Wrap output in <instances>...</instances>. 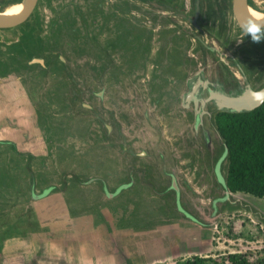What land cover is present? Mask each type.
Instances as JSON below:
<instances>
[{
  "label": "rangeland",
  "instance_id": "374dc122",
  "mask_svg": "<svg viewBox=\"0 0 264 264\" xmlns=\"http://www.w3.org/2000/svg\"><path fill=\"white\" fill-rule=\"evenodd\" d=\"M125 1L123 7L122 0H39L27 18V23H31L37 16L45 32L51 20L62 21L66 28L61 34L60 49L53 53L64 67L57 72L45 67L42 74H38L37 68L16 67L0 77V140H10L18 151L35 155L29 168L12 169L23 172V177L30 170L35 192L41 185L35 172H41L59 189H51L35 199L23 201L15 197L14 203L12 197L8 200L10 205L3 210L2 221H17L31 213L42 229H26L24 236L4 240L0 264H174L193 255L203 257L205 264H235L231 258L234 255L237 261L247 263L264 258V199L242 192L225 194L211 168L204 170V166H213L221 152L212 120L205 116L200 123L191 122L192 119L187 122L185 111L177 102L161 98L160 91L144 84V72L154 76L158 38L154 30H149L148 42L142 38L138 3ZM253 6L262 10L264 0H253ZM147 12L150 16L152 11ZM21 24L0 29L2 54L6 53V44L18 39L24 28L20 29ZM46 34L41 33L42 39H46ZM190 43L191 48L195 43ZM48 54L42 50L34 57L40 58L41 63H28L43 67ZM57 79V93L62 96L64 90L66 96L60 102L52 98ZM181 93L178 91L177 97ZM31 99L50 107L46 122L57 132L51 140L44 141L43 131L34 122L37 115L33 117ZM193 127L195 131L205 128L209 149L211 144L216 146L211 163V157H207V162L200 159L202 154L206 156L207 149ZM43 143L47 145L46 151ZM129 153L136 156L130 157ZM5 156L9 152L3 147L0 164L12 166L5 164ZM224 163L223 159L219 164L222 176ZM137 165L142 170L144 167L149 179L156 180L155 185L146 184L143 188L157 215L153 223L140 229L118 224L119 218L129 215L122 213L123 204L118 201L126 203L129 211L133 206L129 194L114 200L117 195H105L97 182L82 180L81 196L84 194L85 200L68 199L63 195L67 185L58 184L80 170L89 177L99 176L102 169L98 167L108 166L101 178L111 188L121 180L124 170ZM169 173L179 188L176 200L190 213V218L177 210L174 192L163 189L169 185ZM142 176L143 173H137V178ZM23 182L28 179L25 177ZM20 183L17 181L16 187L21 188ZM124 192L132 196L137 188L130 186ZM97 202L104 222L93 225L95 215L87 212L85 204L93 206ZM69 206L77 213L71 215Z\"/></svg>",
  "mask_w": 264,
  "mask_h": 264
},
{
  "label": "flooded vegetation",
  "instance_id": "af4514ba",
  "mask_svg": "<svg viewBox=\"0 0 264 264\" xmlns=\"http://www.w3.org/2000/svg\"><path fill=\"white\" fill-rule=\"evenodd\" d=\"M17 1L21 0H0V9L2 10L8 4ZM122 3L123 7H125L126 1L122 0ZM133 3H138L139 24L141 32L143 31L144 33L142 38L148 42V35L153 30L156 33L155 36L158 38L155 50L154 76H146L144 72V84L151 88L154 87L152 90L160 91L161 98L164 97L165 100H170L171 103L177 102L185 111L183 116L187 122H190V119H192L191 122L200 123L201 118L205 116L206 120H212L214 113L221 111L216 109L212 99H207L209 95L208 91L210 90L219 91L224 94H237L246 85L252 90H257L264 85V25L259 27L261 31L256 34V38L248 30L242 29L236 22L232 10V0H134ZM246 5L248 14L250 13V9L254 8L262 13L261 17L264 16V6L261 8L262 10L255 8L253 0H246ZM147 10L152 11L150 16H148ZM129 21L134 23L136 20ZM150 24L155 29L150 27ZM190 41L195 43L191 48L190 45L192 43ZM256 41H258L257 44L255 43ZM146 55L147 49H144L145 64L147 63ZM195 83H197V88L193 96L186 97L190 91V86ZM111 84L114 85V83ZM180 90L182 93L177 97V92ZM31 103L32 105L34 103L32 99ZM33 109L35 112L34 105ZM197 119H199V122L196 121ZM109 123L110 126L113 124L111 119ZM193 131L200 133V140L205 144V148L207 149L206 156L202 154L200 159L202 162H207V157H211V163L216 146L211 144L209 149L208 131L205 128L203 129V127H198V131H195L193 127ZM107 132L109 133V128ZM46 147L47 145L44 143L45 151ZM47 150L49 149L47 148ZM27 153L32 154L31 152ZM32 156L34 157L35 155L32 154ZM129 156L136 155L129 153ZM218 157L219 155L215 159L213 166H204V170L210 167L215 180L220 184L215 174V169H218L221 174V166H215ZM138 167V165L129 166V169H126L127 172L124 170L128 174V177L125 178L127 182L116 181L115 185L111 188L99 176H90L96 177V179L91 180V184H95L98 181L101 192L110 197L118 196L120 192H123L124 195V188H121L113 195L109 194L123 183L130 182V185L126 187L129 188L131 184H134L133 178L139 170L143 172L142 177H145L144 167H142L143 170ZM134 168L135 172L133 171ZM116 171L118 172V170ZM171 175L170 173L168 174L169 177ZM200 176L203 178L204 173ZM121 177L123 176L121 175ZM49 180V185L56 186V184L49 182ZM174 181V177L171 176L169 178V185L163 189H171L174 192V199L176 200L179 188ZM151 184L155 185L156 180L151 181ZM185 186L188 187L186 184ZM51 188L50 186H45L42 190L38 189L39 191L35 192L34 187L33 190L37 195L43 190H47L48 192ZM136 188L138 193L136 195L140 198L144 192V188L142 185H137ZM126 194H129L132 200L134 193L132 196L130 193ZM123 195L115 200H119ZM32 198H34L33 195ZM118 203L121 202L118 201ZM174 203L178 208L176 209L181 214L190 218V213L184 211L177 200ZM93 206L98 211L101 210L98 202ZM93 206H88V209H91Z\"/></svg>",
  "mask_w": 264,
  "mask_h": 264
},
{
  "label": "trees",
  "instance_id": "16d2710c",
  "mask_svg": "<svg viewBox=\"0 0 264 264\" xmlns=\"http://www.w3.org/2000/svg\"><path fill=\"white\" fill-rule=\"evenodd\" d=\"M46 2H49V0H46ZM61 22L62 21L56 19L51 20L48 23L46 30L47 34L41 24V20L38 19L37 16L31 23H27V20L22 23L20 29L24 28L22 30L19 29L20 33L18 39L5 45V54H2L3 49L0 50V76L16 70V67L27 69L37 68L40 72L38 74H42L45 71V67L53 72H57L58 69L62 71V67H64L63 62L53 53V50L58 51L60 49L61 34H63V30L66 28L62 27ZM43 32L46 34V39H42L41 33ZM69 33L74 36L73 33ZM42 50L49 52L48 56L44 58L45 64L43 67L38 63H28L32 58L37 57ZM109 73L111 72L109 71ZM54 83H56V85L55 90L52 91V98L56 102L63 101L66 98L65 91L63 90L62 96L56 91L59 87L58 84L60 80L57 79ZM36 101L40 102L39 100H34L35 113L37 115L36 125L43 131L44 141L51 140L53 135L57 132L51 128V126H48L46 122L47 119L50 118V107L49 105L44 107L45 103L42 104L41 102V104L38 105ZM40 115L42 116L39 117ZM212 124L214 125L221 143V152L224 151V147L226 149V155L224 157V178L228 191L231 193L242 192L256 198L264 199V100L260 105L248 111H217L212 116ZM101 130L104 131L105 127H102ZM3 147L7 148L9 152V156H5L3 161L6 162H4L6 165L11 164L12 166H3V164H0V250L2 249L4 240L10 237L24 236V230L38 231L42 229L37 225L35 217L31 213H29V215L24 214L25 217H18L17 221L11 220L7 222L4 219L2 221V218H4L2 216L5 215L3 210L6 206L10 205L7 202L11 197L14 203L15 197H19L17 200L25 201L26 199L32 198V194L36 195L33 190L36 186L35 179L33 174L30 173V170L24 172L26 173L25 177L28 179L27 183L23 182L25 177L20 174L23 172H12L13 166H25L29 168L30 165H28V163L35 157L30 153L18 151L14 144L7 140H0V149ZM80 167L84 169V166ZM86 168L87 166H85V170ZM98 168L102 169V173H98V175L104 177V173H106L108 166H99ZM138 172L143 173L140 170ZM13 173L16 174V176H14ZM144 174L145 177L141 179L137 178V175L135 176V185L131 184L132 188H135L137 185H142L144 187L146 184H151L152 180L147 176L146 170ZM35 177L39 180L38 185L39 183L41 184L39 190H42L45 186L52 187V190L59 189L56 186H52V184L49 185L48 179H46L41 172H35ZM88 177L86 171L80 170L78 174H74L71 178L59 180L58 184L60 186L67 185L65 191H63V195L68 199L76 197L77 199L83 200L84 194L81 196L83 191L81 189L83 186L80 185V181ZM127 177L128 174L124 172L121 182L126 181L125 178ZM17 181L23 183L21 188L20 186L16 187L15 183H17ZM97 183L99 182L97 181ZM13 184H15V186ZM126 189H124V191H126ZM121 195H123V192H120V194L113 199L115 200ZM132 202L133 206L129 211H126V203H120L124 205H122V213L125 214L129 212L126 218H119L118 224L121 227L130 226L134 229H140L146 223L151 224V222L153 223L155 221L154 218L157 212H155L150 198H147L144 192L140 198L134 193ZM13 203L11 202V204ZM85 208L88 209L86 204ZM68 210L71 215L77 213L72 210L70 206ZM147 211L149 212L148 214L146 213ZM87 212L95 215L93 218V225L104 222L103 217L94 206L88 209ZM147 217H149V219H147ZM3 223L6 225H3ZM236 257L235 255L231 257L235 264H264V258L257 259L252 263H247L245 260L237 261ZM174 264H205V260L201 256L193 255L178 259Z\"/></svg>",
  "mask_w": 264,
  "mask_h": 264
},
{
  "label": "water",
  "instance_id": "95a60500",
  "mask_svg": "<svg viewBox=\"0 0 264 264\" xmlns=\"http://www.w3.org/2000/svg\"><path fill=\"white\" fill-rule=\"evenodd\" d=\"M37 4V0H27L26 5L20 10L18 13L12 16L4 15L0 11V29L2 28H10L17 26L23 23L30 16L32 11L34 10ZM246 0H232V10L236 19L237 24L244 30H248V28L255 24L258 27L264 25V16L259 20H254L248 16L246 13ZM30 62H42L40 58H32ZM197 83L190 86V91L188 92L186 97H192L193 93L196 91ZM207 99H212L214 102L216 109L221 111H231V112H240V111H248L251 110L264 100V85L257 90L250 89L247 85L237 94H224L219 91H208ZM226 149L224 147V151L221 152L218 157L215 166H219L221 160H225ZM215 174L217 176V180L220 182L224 193L229 194L231 192L228 191L225 178L222 176L218 169H215ZM96 179V177H90L84 181V183L89 182L91 180ZM130 185V182L123 183L115 188V190L109 195H113L117 193L121 188H126ZM47 193V190H43L37 195H33L34 198H38Z\"/></svg>",
  "mask_w": 264,
  "mask_h": 264
},
{
  "label": "bare ground",
  "instance_id": "6f19581e",
  "mask_svg": "<svg viewBox=\"0 0 264 264\" xmlns=\"http://www.w3.org/2000/svg\"><path fill=\"white\" fill-rule=\"evenodd\" d=\"M26 3H27V0L17 1V2H14V3L8 4L7 6H5L0 11L4 15L12 16V15H15L16 13H18L20 10H22V8L26 5ZM246 13L248 14L247 11H246ZM248 16L250 18L254 19V20H259V19L263 18V17H261L262 13L260 11L256 10V9H254V8L250 9V13L248 14ZM256 18H259V19H256Z\"/></svg>",
  "mask_w": 264,
  "mask_h": 264
},
{
  "label": "clouds",
  "instance_id": "9594fccd",
  "mask_svg": "<svg viewBox=\"0 0 264 264\" xmlns=\"http://www.w3.org/2000/svg\"><path fill=\"white\" fill-rule=\"evenodd\" d=\"M260 31H261L260 28H259L257 25H255V24H252V25L248 28V32H249L250 34H252L254 38H256V34L259 33Z\"/></svg>",
  "mask_w": 264,
  "mask_h": 264
},
{
  "label": "crops",
  "instance_id": "0c3cea01",
  "mask_svg": "<svg viewBox=\"0 0 264 264\" xmlns=\"http://www.w3.org/2000/svg\"><path fill=\"white\" fill-rule=\"evenodd\" d=\"M25 107V106H24ZM27 107V106H26ZM25 107V108H26ZM34 110V109H33ZM0 112H2V111H0ZM33 113H34V115H33V117L35 116V112L33 111ZM0 115H2V114H0ZM34 122H35V124H36V120H34ZM1 123V122H0ZM20 125V124H19ZM2 128V127H1ZM35 133V132H34ZM40 138H42V136H40ZM8 141H10V140H8ZM36 142V141H35ZM36 143H41V142H39V141H37ZM44 144V143H43ZM34 146H37V144L35 145L34 144ZM35 148V147H34ZM32 153V152H31ZM34 153V152H33Z\"/></svg>",
  "mask_w": 264,
  "mask_h": 264
}]
</instances>
